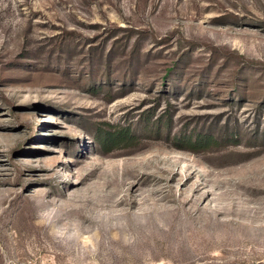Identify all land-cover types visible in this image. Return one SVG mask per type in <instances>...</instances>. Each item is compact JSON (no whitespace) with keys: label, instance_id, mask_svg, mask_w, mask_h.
Instances as JSON below:
<instances>
[{"label":"rangeland","instance_id":"obj_1","mask_svg":"<svg viewBox=\"0 0 264 264\" xmlns=\"http://www.w3.org/2000/svg\"><path fill=\"white\" fill-rule=\"evenodd\" d=\"M0 264H264V0H0Z\"/></svg>","mask_w":264,"mask_h":264}]
</instances>
